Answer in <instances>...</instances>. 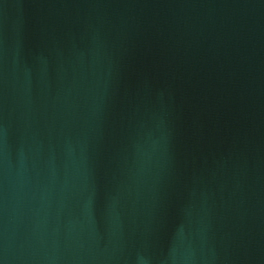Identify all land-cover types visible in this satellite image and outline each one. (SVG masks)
I'll list each match as a JSON object with an SVG mask.
<instances>
[{
  "label": "water",
  "instance_id": "obj_1",
  "mask_svg": "<svg viewBox=\"0 0 264 264\" xmlns=\"http://www.w3.org/2000/svg\"><path fill=\"white\" fill-rule=\"evenodd\" d=\"M0 264H264V0H0Z\"/></svg>",
  "mask_w": 264,
  "mask_h": 264
}]
</instances>
